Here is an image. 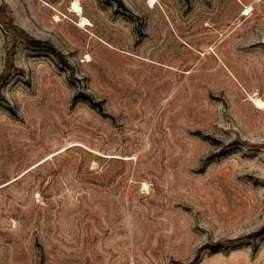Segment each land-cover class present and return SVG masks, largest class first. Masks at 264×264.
<instances>
[{"label": "rangeland", "instance_id": "374dc122", "mask_svg": "<svg viewBox=\"0 0 264 264\" xmlns=\"http://www.w3.org/2000/svg\"><path fill=\"white\" fill-rule=\"evenodd\" d=\"M0 264H264V0H0Z\"/></svg>", "mask_w": 264, "mask_h": 264}, {"label": "bare ground", "instance_id": "6f19581e", "mask_svg": "<svg viewBox=\"0 0 264 264\" xmlns=\"http://www.w3.org/2000/svg\"><path fill=\"white\" fill-rule=\"evenodd\" d=\"M72 7H73V10L76 12H78V11H81L82 9H81V7H80V5L78 4V3H76V2H73V5H72ZM248 9V8H247ZM246 12V11H245ZM244 12V13H245ZM82 23H84V24H87L88 22L83 18L82 19ZM256 104L257 105H262L263 104V101L262 100H259V99H256ZM263 106V105H262Z\"/></svg>", "mask_w": 264, "mask_h": 264}]
</instances>
